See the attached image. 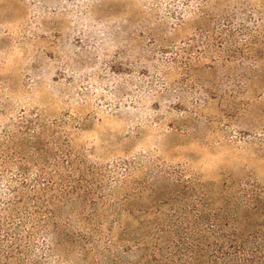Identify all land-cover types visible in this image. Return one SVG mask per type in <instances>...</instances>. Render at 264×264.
I'll use <instances>...</instances> for the list:
<instances>
[{"label": "rangeland", "instance_id": "rangeland-1", "mask_svg": "<svg viewBox=\"0 0 264 264\" xmlns=\"http://www.w3.org/2000/svg\"><path fill=\"white\" fill-rule=\"evenodd\" d=\"M170 2L0 0V143L25 117L68 133L98 163L140 161L132 183L155 164L204 191L264 182L261 88L238 77L239 59L206 48L193 21L175 19ZM142 197L133 209L150 208Z\"/></svg>", "mask_w": 264, "mask_h": 264}, {"label": "trees", "instance_id": "trees-1", "mask_svg": "<svg viewBox=\"0 0 264 264\" xmlns=\"http://www.w3.org/2000/svg\"><path fill=\"white\" fill-rule=\"evenodd\" d=\"M170 5L264 94V0ZM47 128L21 117L1 135L0 264H58L66 252L94 264H264V182L204 191L155 164L132 183L140 161L98 163ZM143 195L150 208L133 209Z\"/></svg>", "mask_w": 264, "mask_h": 264}]
</instances>
